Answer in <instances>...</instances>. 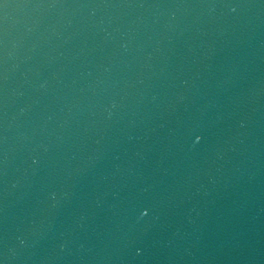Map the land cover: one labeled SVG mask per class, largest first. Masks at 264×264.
Listing matches in <instances>:
<instances>
[{"label":"water","instance_id":"1","mask_svg":"<svg viewBox=\"0 0 264 264\" xmlns=\"http://www.w3.org/2000/svg\"><path fill=\"white\" fill-rule=\"evenodd\" d=\"M0 264H264V0H0Z\"/></svg>","mask_w":264,"mask_h":264}]
</instances>
